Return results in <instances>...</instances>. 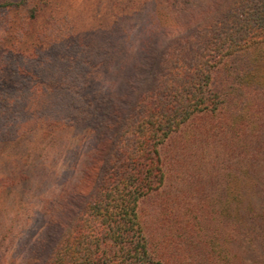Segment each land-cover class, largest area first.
<instances>
[{
	"label": "trees",
	"instance_id": "1",
	"mask_svg": "<svg viewBox=\"0 0 264 264\" xmlns=\"http://www.w3.org/2000/svg\"><path fill=\"white\" fill-rule=\"evenodd\" d=\"M155 1L165 6L168 26L149 17L150 35L138 54L132 44L117 51L119 60L137 55L115 66L122 92L139 81L137 93L119 108L112 90L95 98L89 130L97 146L114 135L112 153L83 204L66 211L67 228L40 264H264V0ZM55 5L0 0V16L20 13L0 24L7 70L0 117L19 98L4 87L28 71L48 72L54 62L48 53L58 46L46 42L45 32ZM9 35L21 39L15 48L5 41ZM162 36L165 47L146 73L144 55ZM112 63H102L106 72ZM200 115L208 118L197 121L190 142L167 146L164 156L171 138ZM61 203L51 208L58 228Z\"/></svg>",
	"mask_w": 264,
	"mask_h": 264
},
{
	"label": "rangeland",
	"instance_id": "2",
	"mask_svg": "<svg viewBox=\"0 0 264 264\" xmlns=\"http://www.w3.org/2000/svg\"><path fill=\"white\" fill-rule=\"evenodd\" d=\"M157 3L56 0L51 11L56 19L47 23L50 30L45 32L46 42L53 41L58 46L48 53L53 64L46 66L48 72L46 69L35 76L28 71L17 83L4 87L11 94L19 93V98L11 99L8 105L12 110L7 107L5 118L0 117V264H40L44 251L67 228L66 211L70 205H74L76 212L92 190L104 159L112 153L115 136L111 135L105 145L97 146V137L89 130L88 111L94 110L95 98L109 90L116 108L132 105L140 82L131 83L130 89L122 92L120 74L117 76L119 67L115 66L122 61L135 62L132 60L137 57L136 52L147 44L150 34L146 19L151 17L156 23L155 18L160 28L168 26L163 19L165 6ZM19 14L0 16V24ZM43 21L46 19L40 24ZM19 24L23 30L22 23ZM172 34L175 37L177 31ZM167 39L162 36L152 41L144 55L146 73L160 56ZM20 40L9 35L5 41L15 48L13 42ZM121 44H132V53L136 54H121L119 60L116 55ZM9 58L13 60L16 55ZM103 62H113L108 72ZM0 78H7L1 62ZM123 86L126 87L122 82ZM123 94L125 97L120 98ZM88 102L89 108L85 105ZM15 103L18 105L13 106ZM6 104H2L4 109ZM197 117L171 138L163 150L164 156L167 146L190 142L197 121L208 118ZM93 159L94 167L87 172ZM84 172L89 176L85 178ZM234 185L238 187L237 183ZM60 201L64 209L60 211L62 226L58 228L51 217V208Z\"/></svg>",
	"mask_w": 264,
	"mask_h": 264
}]
</instances>
